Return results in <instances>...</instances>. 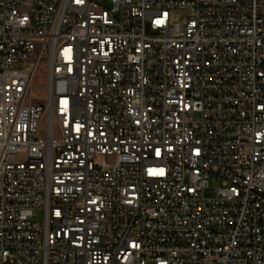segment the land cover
Returning a JSON list of instances; mask_svg holds the SVG:
<instances>
[{"label":"built area","instance_id":"obj_1","mask_svg":"<svg viewBox=\"0 0 264 264\" xmlns=\"http://www.w3.org/2000/svg\"><path fill=\"white\" fill-rule=\"evenodd\" d=\"M0 264H264V0H0Z\"/></svg>","mask_w":264,"mask_h":264},{"label":"rangeland","instance_id":"obj_2","mask_svg":"<svg viewBox=\"0 0 264 264\" xmlns=\"http://www.w3.org/2000/svg\"><path fill=\"white\" fill-rule=\"evenodd\" d=\"M190 13L189 12H183L178 10H173L170 12V21L171 23H179L183 19L189 18ZM45 69L44 66L36 72L34 75L32 85L30 88V96L34 100H40L41 102L44 101L45 98ZM96 165L100 166L103 170H108L107 167H105V161L103 158H99L96 160ZM221 186V180L215 175H210L208 179V189L204 192V196L207 198L213 197L214 192L217 188ZM35 220H41L42 219V211L37 210L34 215Z\"/></svg>","mask_w":264,"mask_h":264},{"label":"snow or ice","instance_id":"obj_3","mask_svg":"<svg viewBox=\"0 0 264 264\" xmlns=\"http://www.w3.org/2000/svg\"><path fill=\"white\" fill-rule=\"evenodd\" d=\"M157 23H160V21H158ZM66 52L70 53V52H71V49H67ZM69 58H70V57H69ZM159 154H160V152H159V150L157 149V151H156V155L159 156ZM149 174H150V175H153V174L163 175V169H160L158 172L155 171V170H149ZM57 214H59V213H57ZM133 247H138V245L133 244Z\"/></svg>","mask_w":264,"mask_h":264}]
</instances>
